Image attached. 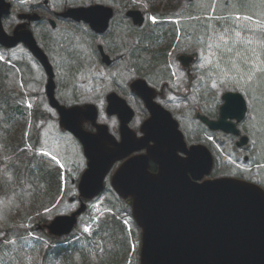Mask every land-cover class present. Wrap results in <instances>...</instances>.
Instances as JSON below:
<instances>
[{
    "label": "water",
    "instance_id": "1",
    "mask_svg": "<svg viewBox=\"0 0 264 264\" xmlns=\"http://www.w3.org/2000/svg\"><path fill=\"white\" fill-rule=\"evenodd\" d=\"M10 5L0 0V45L13 47L22 42L41 61L48 75L46 94L58 110L59 124L78 138L87 158L77 183L79 206L45 223L47 233L69 234L86 209L84 200L103 191L106 174L122 160L110 183L120 197L130 199L131 215L141 230L139 264H264V189L232 176L202 180L213 164L210 152L202 144L187 146L177 121L153 100L154 90L142 78L131 82L132 90L150 112L141 126V136L136 137L126 124L132 108L115 94L109 95L106 109L113 113L118 108L124 113L121 141L115 142L104 124H95V133L86 131L82 122L89 119L95 123L97 107L59 104L53 96L52 67L27 23L18 24L11 34L3 28L2 18L9 14ZM61 14L85 20L94 31L101 32L107 27L112 8L97 3L69 8ZM127 15L136 25L144 21L139 9L128 10ZM19 17L31 20L39 16L20 13ZM180 58L190 62L192 56ZM222 99L216 120L198 115L210 129L237 134L236 122L246 111L244 97L238 91H227ZM245 142L246 136H241L238 144ZM141 149L145 151L130 155ZM150 161L157 165L155 171L150 170Z\"/></svg>",
    "mask_w": 264,
    "mask_h": 264
},
{
    "label": "rangeland",
    "instance_id": "2",
    "mask_svg": "<svg viewBox=\"0 0 264 264\" xmlns=\"http://www.w3.org/2000/svg\"><path fill=\"white\" fill-rule=\"evenodd\" d=\"M64 1L67 0H49L57 8H61ZM83 1L75 0L72 3ZM96 1L101 2L103 5L115 6L118 0ZM176 2L175 7L178 12L171 14L175 18L171 23L176 25V29H179L180 33H178L179 37L176 45L171 49L172 53L168 54V58L165 60L156 61L152 64L148 63V59H145V63H143L144 59H141L138 61L141 67L134 70L127 69L128 62L124 60H120L119 65H115L114 69L102 70L100 65L94 66L96 41L92 40L90 42V39L85 37L80 40L78 38L79 32L75 33L74 28L71 26L73 24L69 26L67 32L72 35L70 38L66 33V30H68L67 23H59L56 29H51L46 21L33 25L36 38H39V41L44 44L46 51H50L52 57H55V53H58L64 58L60 50L53 46L56 43L46 38L49 35H54L55 38V36L66 33L65 41L69 45L68 52L79 56L82 62L87 63L84 66H78L77 70L80 71L69 84L66 81L67 72L60 71L62 68L59 65L60 60L56 61L57 67L55 70L57 72H55V75L58 79L57 88L60 91L58 94L65 99L66 103H72L75 100L77 102L93 101L99 108L98 119L104 120L110 124L112 129H115L116 119L106 116L104 110V95L111 87L123 86L130 78L138 76L144 77L151 85L156 87H159L164 80H170L172 86L184 84L181 100L184 102L180 106L175 104V100L171 96L167 100L181 119L182 123L179 129L183 136L185 133L189 140H193L195 139L193 130L201 126V123L195 117L196 110L202 113L214 114L221 102V94L226 91L246 90L248 92L247 102L250 108L240 126L249 130L255 136L257 149L248 152L245 150L231 154L227 153L226 155L216 154L220 160V163L218 162L216 166V171L226 174L239 172L234 163L228 158L231 156V159H233L236 154L237 158L233 160L239 165L247 166L248 164H255V162L259 163L264 179V0H178ZM130 4L131 7L141 10L147 21L156 22L157 17L148 9L146 0H130ZM181 15L184 19L177 20L176 18ZM188 18L190 19L185 20ZM3 24L7 29L8 26L5 23ZM84 42L87 44H84ZM125 45L122 51L128 55L129 43L127 47V39ZM180 52L195 53L196 62L191 67L194 77H186L182 70L178 69V62L175 58L177 53ZM22 57L29 64L31 63V68L27 73L18 64L19 59ZM1 59L10 61L12 71L18 73L15 82L20 85V88L22 85L23 98L28 102L29 108L33 104L42 106L50 116L47 125L40 131L36 139L30 135L34 132L33 130L31 133L30 124L29 126L27 124L29 134H25V136H31L27 140V145L35 150L37 155L46 158L48 164L55 165L57 163L61 167L62 190L57 197L58 200L55 197V200L44 208L43 217L50 220L56 215L68 214L79 205L77 198L71 200L70 197L78 194L77 179L86 166L80 145L74 136L59 128L57 114L48 105L45 97L46 73L36 63L30 62L32 58L27 49L22 45L7 50L0 49V61L2 63ZM166 60L169 64H165ZM13 72H11V77L14 76ZM24 79L28 80V84L23 83ZM77 82H87V85H81L78 89H70L71 84ZM186 82L189 84H186ZM115 90L133 106L134 98L128 93V88L126 89L127 92L123 89ZM138 105L134 110H137V113L143 117L142 108L139 103ZM194 105L195 109L193 108ZM252 143H255L254 139L250 145ZM244 154L249 156L247 161L243 159ZM225 160L229 162L226 164L224 163ZM116 166L117 163L112 166L106 175L104 190L97 197L86 202L87 208L79 215L76 228L71 232L72 238L69 237L73 239L76 235L91 231L92 221L107 213H115L124 224L130 243L128 260L125 264H137V258L139 262L141 231L131 215V208L124 206V201L119 199L109 183ZM52 171L55 173L54 170ZM12 179L13 175L9 169L8 158L0 159V180L11 182V186L6 187L3 195H0V245L3 242L1 235L7 231V228L3 229L2 227L9 226L7 232L13 236L12 240L14 242L16 241L15 235L20 232L23 233L25 227L28 230L27 234L24 232L28 239L25 249L17 247V257L11 253L10 259L14 260L13 264H40L39 256L32 254L31 246L37 235H45L44 231L39 230L37 227L35 229L31 228L35 225L32 221H26L22 225L20 222L10 220L7 217L8 215L6 216L10 207L18 208L21 201L28 199L29 193L32 192L30 190L33 183L26 177L22 179L23 185L19 186L17 183H13L15 180ZM125 239L127 240L126 235ZM45 240L50 241L51 239L45 237ZM59 240L63 241L64 237L59 238ZM100 251L101 249L98 254L101 253Z\"/></svg>",
    "mask_w": 264,
    "mask_h": 264
},
{
    "label": "flooded vegetation",
    "instance_id": "3",
    "mask_svg": "<svg viewBox=\"0 0 264 264\" xmlns=\"http://www.w3.org/2000/svg\"><path fill=\"white\" fill-rule=\"evenodd\" d=\"M7 1H9L11 5H10L9 14L3 16V18H2V24L5 23L8 26V28L6 29V27H4V24H3L4 30L7 33L11 34L12 31L14 30V28L18 24H21L23 22L27 23V27L32 31V33L36 39V42L45 52V54L47 56V60L52 67V72H53L52 77H53V81H54L53 96L59 102V104L65 105V106L74 105V104H78V105L94 104L95 105V103L93 101L77 102L75 100L72 103H69V102L66 103L65 99H63V97L58 94L60 91H58V88H57L58 79L55 75V72H57L55 70V68L57 67L56 61L60 60L59 65L62 67L60 71L67 72V74H68L67 79H66L67 83L71 82L72 79H75L76 75L80 71V70H77L79 65L84 66L87 64L86 62L85 63L82 62V60L79 56L73 55V54L69 53L67 50L69 48L68 47L69 45L65 41V37L67 36L66 33L69 31V26L71 24H73L71 26L74 28V32L75 33L79 32L78 38L80 40L83 37H85V38H89L90 42L92 40L96 41V45H95L96 61L93 59L94 66L100 65L102 70H105V69L109 70V69H114L116 67L115 65H117V64L119 65L120 60H122V61L124 60V61L128 62L127 63L128 64L127 69H129V70L137 69V63H139V62L136 60V56L134 55V47H135V39H136L134 29H136V27H139V28L144 27V25L147 22V18L145 17L144 13L142 12L143 17H144V21L141 25H136L133 23L132 18L127 15V11L131 10V9H138V8L123 6V4L119 1L116 2L115 6L108 5L112 8V15L108 20L107 27L103 31L97 32V31H94L90 27L89 23L86 22L85 20H82V19L76 20L75 18H72L70 16H64L63 14H61L62 12L66 11L67 9L73 8L76 6H89V5H93V4H97V3L101 4V2H98L96 0H84L81 3H72L75 0H67V1L63 2L61 8H57L53 3L49 2V0H7ZM175 12H178L177 8H175L174 10L167 11V16H165L163 18V20H165L166 22H170V23L173 22L175 18H173L171 16V14H173ZM20 13H28V14L36 13L39 17L36 19L28 20L26 17H19ZM147 14H149V13H147ZM176 19L182 20V19H184V17L181 15ZM189 19L190 18L185 19V20H189ZM44 21H46V23L50 26L51 29H56V27L58 26L59 23H67L68 24L67 25L68 30L65 29L66 30L65 34H63L61 36H55V38H54V35H49L46 38L49 41L56 43L53 46L55 48L57 47V49L60 50L61 55H63L64 58L61 57L58 53H55L56 56L52 57L50 55V51H46L44 44H42L39 41V38L38 39L36 38L32 26L37 24V23H43ZM178 33H180L179 29H177L176 34H175V37H176V38L174 37L175 41L173 39L172 44L170 45L169 49L166 51L165 55H162L160 53V55L158 57L154 58V57H151L150 53L148 54L146 52L148 63L152 64V63H155L156 61H162V60H165L166 58H168V54L172 53L171 49L176 45L177 39L179 37ZM68 35H69V38L72 37V35H70V34H68ZM126 39H127V47H128V43H129V48H128L129 54L128 55L124 51H122L124 46H126L125 45ZM84 44H87V43L84 42ZM18 45H22L23 47H25L27 49V52L29 53V55L32 58L30 60V62L36 63L39 66V68H41L43 70V72L46 73V70H45L43 64L41 63V61L27 48V46L22 42L17 43L15 46H18ZM15 46H13V47H15ZM13 47H5V46L0 45V49H4V50H7V49H10ZM182 55H191L192 56L191 61L189 62L187 59H181L180 57H182ZM5 57H6V55H5ZM175 59L178 62V69L182 70V72L184 73V75L186 77H194V74L191 71V67H193L194 63L196 62L195 53L180 52V53H177ZM1 60L5 64H10V61H7L6 59H1ZM18 64L23 68V70H26L25 71L26 73L31 68V63L29 64V62L25 61L23 57L19 59ZM165 64H169L167 60L165 61ZM109 77H111V76H109ZM136 78L144 79L146 81V83L150 87L153 88V90H154L153 100L170 111L172 117L177 121L178 128H180V124L182 123L181 119L178 117V113L174 109V107L169 105L167 98L169 96H171L172 99L175 100V104H177V106L178 105L180 106V104L182 102H184V101H181L182 100V91L184 89L183 88L184 84L172 86V83L170 80H164L161 82L159 87H156V86L151 85L144 77H140V76L130 78L125 83V85H123V86L117 85V88L111 87L104 95L105 114H106V116H111V117L116 119V125L114 127L115 129H112L110 124L105 122L104 120L102 121V120L98 119L99 108L97 107V105H95L97 107V116L95 118V123L92 122L91 120L87 119V120H84L82 122V127L88 132L95 133L97 131L95 124H97V125L98 124H101V125L104 124L107 128L108 135H110L115 140V142H120L121 138H122V136H121V125L124 122V119H122L124 113H122L121 110H119L118 108H116V110L113 111V113H109L106 109V106L108 105L109 95L115 94L116 96L121 97L125 101V103L132 108V110H133L132 116L130 117V119L128 120V122L126 124H127L128 128L134 132L136 137L141 136L142 135V132L140 130L141 126H142L143 122L149 118L150 112H149L148 108L146 107L143 99L131 88V82L133 80H135ZM47 80H48V75L46 73V83H47ZM66 81H65V83H66ZM23 83L28 84V80H25ZM46 83L44 84V87H45L44 92H45V97L47 99L48 105L57 114L59 128L62 129L63 131L68 132L67 130H65L64 128H62L60 126L58 110H57V108L53 107L48 100V97L46 94ZM86 83L87 82L73 83V84H71L72 86L70 89H73V88L78 89L81 85L84 86ZM186 84H189V83L186 82ZM118 86L120 89H123L126 92H127L126 89L128 88V93H130L134 98V101L132 103L133 106H131L127 102V100L115 90V89L120 90L118 88ZM82 88H84V87H82ZM237 91H239L243 95L245 103H246V111H245L243 118L240 121L236 122V126L239 129V132L237 134H233L231 132H226V131H223L221 129H218V130L210 129L209 126L198 115V114L204 115L208 119L216 120L219 117V107L223 101V99H222L223 94H221V96H220L221 102H220L218 108L215 110L214 114L202 113L199 110H196L195 117H197V119L201 123L200 124L201 126L199 128H195L193 130V134H194L195 139L189 140L187 138V136L185 135V133L183 132L184 133V139L186 141L187 146L191 145L192 143L204 145L208 149V151L210 152V154L213 158V164H212L211 170L207 175L203 176L202 180L204 178H210V177L216 178V177H221V176H233V177L242 178L244 180L256 183L264 189V179L262 178L263 174H262V171L259 167L260 164L255 162V164L252 163V164H248L247 166L246 165H239L233 160V159L237 158L236 154H235V156H233V159H231L232 158L231 156H229L228 158L231 162L234 163V166L237 168V170L239 172L232 173V174H226V173H219L218 171H216V166H217L218 162L220 161L218 159V157L216 156V154L226 155L227 153L231 154V153H236V152L245 151V150H246V152H248L249 150L253 151V150L257 149V143H256L255 136H253L249 130L244 129L242 126H240V123L245 118L246 112L250 108L248 106V102H247L248 92L246 90H237ZM179 95H180V100H179ZM138 103L140 104V107L142 108L141 110H142V113L144 114L143 117L137 113V110H134V108L139 106ZM182 108H183V106H182ZM193 108L195 109V105L193 106ZM39 110L41 111V115L43 116V118L38 117L37 118L38 120L36 121V126L38 128V135L40 134V131L47 125L48 120L50 118L49 113H47V111H45L42 106L41 107L39 106ZM143 110H144V112H143ZM139 116H141V118H139ZM69 133L72 136H74L71 132H69ZM241 136H246V142L244 144H238V141H240ZM253 139H254L255 143H252L250 145V143L253 141ZM76 140L78 141L80 148L82 150V153L84 154L83 146H82L81 142L78 140V138H76ZM151 143L152 142L150 141L149 144H151ZM109 146H111V145H109ZM144 151H145V149L137 150V151L132 152L130 155L139 154V153H142ZM130 155H128V156H130ZM124 158H126V157H124ZM243 159H244V161H247L249 159V156L247 154H244ZM121 162H122V160H117L115 162V163H117L116 168L119 166V164ZM228 162L229 161L225 160L224 163L227 164ZM85 164H87V158L86 157H85ZM151 164L155 165L154 170H153V171H155L157 169V165L154 162L150 161V165ZM85 168H86V166H85ZM116 168H114V170ZM82 172L80 173V175L82 174ZM80 175H79V177H80ZM104 182H105V180H104ZM77 200H78V202L80 201L79 198H77Z\"/></svg>",
    "mask_w": 264,
    "mask_h": 264
},
{
    "label": "trees",
    "instance_id": "4",
    "mask_svg": "<svg viewBox=\"0 0 264 264\" xmlns=\"http://www.w3.org/2000/svg\"><path fill=\"white\" fill-rule=\"evenodd\" d=\"M118 1L123 6L131 7L130 0ZM176 1L178 0H146L148 9L157 17V20L153 23L147 21L144 27L134 29L136 30L134 55L137 61L144 59L143 63H145L147 53L154 58L160 53L166 54L177 29L175 24L166 22L163 18L167 15V11L176 8ZM140 66L141 64L137 63V67ZM11 68V64L0 61V159L8 158L9 169L13 175L12 180H15L13 183L22 186V179L27 177L33 183V187L28 199L21 201L18 208L10 207L6 216L22 225L26 221H32L36 226L31 228L37 227L44 231L45 235H37L31 246L32 254L39 256L40 264H125L128 260L130 243L127 230L115 213H107L92 221L91 231L76 235L73 239H70V235L62 241L47 233L43 224L49 219H44L42 212L55 200V197L57 199L62 190L60 168L56 164H48L46 158L37 155L35 150L27 145L28 138L31 136L37 138L36 121L38 117L43 118V116L39 105L29 108L23 98L22 86L20 88V85L15 82L18 73H14ZM11 72L14 75L12 77ZM27 124L31 125V133L34 130L31 136H25L29 134ZM154 166L151 164L150 170L153 171ZM10 186V181L0 180V195H3L5 188ZM119 199L124 201L126 208L130 207V199L120 197ZM2 228H7L8 231L9 226ZM26 229L24 227L23 231L27 234ZM7 231L1 235L3 242L0 245V264H13L14 260L10 259V254L13 253L17 257V247L25 249L28 240L27 235L20 232L15 235L14 242L13 236ZM45 237L51 240L44 241ZM100 249L101 253L98 254ZM137 264H139L138 258Z\"/></svg>",
    "mask_w": 264,
    "mask_h": 264
}]
</instances>
